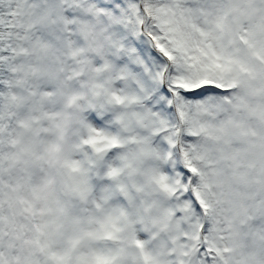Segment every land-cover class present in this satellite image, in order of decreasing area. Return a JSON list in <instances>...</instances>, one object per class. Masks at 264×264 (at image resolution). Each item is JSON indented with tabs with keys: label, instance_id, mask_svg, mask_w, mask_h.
Masks as SVG:
<instances>
[{
	"label": "snow or ice",
	"instance_id": "6c2138e0",
	"mask_svg": "<svg viewBox=\"0 0 264 264\" xmlns=\"http://www.w3.org/2000/svg\"><path fill=\"white\" fill-rule=\"evenodd\" d=\"M0 264H264V0H0Z\"/></svg>",
	"mask_w": 264,
	"mask_h": 264
}]
</instances>
